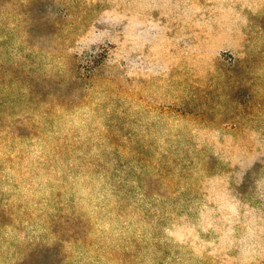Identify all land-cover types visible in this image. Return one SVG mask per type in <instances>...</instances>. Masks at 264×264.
I'll return each mask as SVG.
<instances>
[{
    "label": "rangeland",
    "instance_id": "obj_1",
    "mask_svg": "<svg viewBox=\"0 0 264 264\" xmlns=\"http://www.w3.org/2000/svg\"><path fill=\"white\" fill-rule=\"evenodd\" d=\"M0 264H264V0H0Z\"/></svg>",
    "mask_w": 264,
    "mask_h": 264
}]
</instances>
